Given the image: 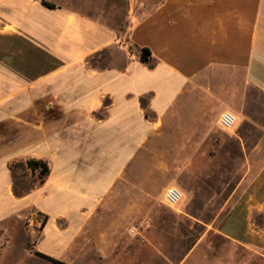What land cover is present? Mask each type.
Instances as JSON below:
<instances>
[{
    "label": "crops",
    "instance_id": "obj_1",
    "mask_svg": "<svg viewBox=\"0 0 264 264\" xmlns=\"http://www.w3.org/2000/svg\"><path fill=\"white\" fill-rule=\"evenodd\" d=\"M46 1L56 8L40 2L27 30L44 54L41 78L20 84L0 63V224L36 207L47 217L41 253L58 260L84 229L106 220L90 244L100 264H264V159H249L264 155V0H122L123 26L113 24L118 0ZM143 48L149 63L140 60ZM20 92L28 113L17 106ZM224 111L238 118L228 136L246 159L215 184L212 173L226 167L214 158L226 154L218 136L227 135L216 128ZM147 156L203 159L188 158L181 170L136 165ZM30 158L46 161L49 174L18 196L10 166ZM154 172L186 175V205L155 202L147 187ZM134 179L138 194L122 195ZM215 186L231 190L209 220L196 217L189 204L208 213ZM153 214L155 224L167 214L189 226H151ZM191 234L198 238L189 246L178 239Z\"/></svg>",
    "mask_w": 264,
    "mask_h": 264
},
{
    "label": "rangeland",
    "instance_id": "obj_2",
    "mask_svg": "<svg viewBox=\"0 0 264 264\" xmlns=\"http://www.w3.org/2000/svg\"><path fill=\"white\" fill-rule=\"evenodd\" d=\"M57 5L61 2H65V0H49ZM40 2L41 0H2L1 3L4 8L0 6V63H2V69L4 72L9 70L12 72L15 77L17 76L20 84L24 83H37V80L41 78V73L46 69V61H44V55L41 51H35V42L33 35L27 33V30H30L28 26L33 28L35 26L34 21L37 15H39L40 11ZM120 10H116L117 18L114 19L113 24L123 26L125 19L127 18V14L124 11V5L122 0H118ZM11 4H15L16 6L11 9L8 7ZM11 7V6H10ZM30 14V15H29ZM40 14L39 17H41ZM13 20V21H12ZM30 20V22H28ZM12 21V24H11ZM9 23L10 27L3 28V24ZM1 28L2 31H1ZM39 48L41 46H38ZM99 59V62L104 65L106 62ZM96 61V60H94ZM3 96H6V92L2 93ZM26 94L20 92V95L17 98V106L21 112H29L31 108H26ZM36 97L35 101V111L40 114L44 110L41 107L42 103V93L35 91L33 93ZM31 95V93H30ZM39 97V98H38ZM261 107H262V115H264V96H261ZM24 114V113H21ZM220 117V116H219ZM218 117V119H219ZM217 119V123H218ZM238 123V122H237ZM237 126V124H236ZM236 126L229 130L224 131L216 126L217 130L227 136L219 135V144L218 147L222 148V150L226 151V154H223L218 157H214L217 161H226V167L222 171L219 166H217V170L212 174L216 176V180L213 178V182L215 184H221L222 176L226 177H234L236 175V171L240 170L243 167V159L246 158L239 154L240 142L236 140L235 136H228V133H233L236 131ZM250 135L255 133L252 125H249V129L247 128ZM188 158H195L196 162H202L203 157H159V156H147L143 158H138L135 163L136 165L139 163L143 164H152V163H172L178 165V169L181 170L188 162ZM253 159H264V155L260 157H249ZM229 163V164H228ZM14 176V190L16 195L24 196L31 192L36 186L39 185V178L32 174V171L28 168L25 161H13L10 166ZM232 173V174H231ZM139 175V173H136ZM156 175V178L147 184L150 195L155 197V202L161 203L163 200L164 203V195L168 188L177 187L183 192V199L178 206L175 208H170L175 210L179 207L186 205L187 194L183 189L179 187V183L188 186L189 182L186 179V175L184 173H153ZM131 187L122 188L120 191L122 195H136L138 194V186H141V183L134 179L132 181ZM231 189L215 186L212 188L208 187V197H213V203H208V213L204 211L203 205L200 203H196L195 205H190L196 209L195 216L202 218V216L208 215L209 218L216 213V209L219 208L224 198L228 196ZM196 194L199 196L203 195V189H196ZM223 199V200H222ZM209 199L208 201H210ZM157 204H146V205H135L131 206H141L152 208ZM165 205V204H164ZM203 216V217H204ZM151 226H165V227H174V228H182L188 227L186 223L175 219L170 215H165V219L168 221L166 223H156L155 219L159 222L160 217L157 215H151ZM45 220V215L42 214L36 207L29 206L22 213L14 218H11L0 224V264H53L52 262L45 260L35 253L41 252L42 243H46V224H43ZM106 220L104 221H96V225L93 228L84 229V232L80 237H78L77 243L74 241L71 245L68 246L67 250L63 253L60 261H63L67 264H100L97 255H92L90 252V244L94 239H97V228L106 224ZM101 224V225H100ZM99 227V228H100ZM189 229V228H188ZM192 233V232H191ZM194 235V236H193ZM191 234L188 236H179V240L187 241V246L191 245L193 240H196L198 236L196 234ZM76 243V244H75Z\"/></svg>",
    "mask_w": 264,
    "mask_h": 264
},
{
    "label": "trees",
    "instance_id": "obj_3",
    "mask_svg": "<svg viewBox=\"0 0 264 264\" xmlns=\"http://www.w3.org/2000/svg\"><path fill=\"white\" fill-rule=\"evenodd\" d=\"M41 4L44 6V7H47V8H50V9H55L56 8V5L53 4V3H50L46 0H42L41 1ZM152 59V55H151V52L149 49L147 48H143L141 49V52H140V60L143 62V63H149ZM27 166L28 168H30L32 170V172H35V171H39V179H40V182L41 183H44V180L46 178V176L49 174V167L46 163V161H43V160H40V159H35V158H30L27 160ZM47 222V217H45V220L43 222V224H46ZM37 256L45 259V260H48L50 262H52L53 264H67L63 261H60L58 259H55L53 257H50L44 253H41V252H36L35 253Z\"/></svg>",
    "mask_w": 264,
    "mask_h": 264
},
{
    "label": "built area",
    "instance_id": "obj_4",
    "mask_svg": "<svg viewBox=\"0 0 264 264\" xmlns=\"http://www.w3.org/2000/svg\"><path fill=\"white\" fill-rule=\"evenodd\" d=\"M238 122L237 116L231 111H224L219 119L218 126L221 130L229 131L233 129ZM183 199V192L177 187H170L164 195V204L169 208H175Z\"/></svg>",
    "mask_w": 264,
    "mask_h": 264
}]
</instances>
